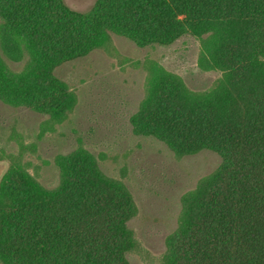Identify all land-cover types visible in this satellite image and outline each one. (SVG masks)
Segmentation results:
<instances>
[{"label":"trees","instance_id":"16d2710c","mask_svg":"<svg viewBox=\"0 0 264 264\" xmlns=\"http://www.w3.org/2000/svg\"><path fill=\"white\" fill-rule=\"evenodd\" d=\"M112 33L139 47L185 34L201 43L199 65L221 72L190 88L151 64L132 124L177 156L212 150L219 165L183 194L163 264H264V0H0V100L66 119L75 91L64 63L110 48ZM9 60L24 61L21 69ZM59 182L43 184L26 163L0 180L1 264H131L137 213L124 181L84 147L58 154Z\"/></svg>","mask_w":264,"mask_h":264},{"label":"rangeland","instance_id":"374dc122","mask_svg":"<svg viewBox=\"0 0 264 264\" xmlns=\"http://www.w3.org/2000/svg\"><path fill=\"white\" fill-rule=\"evenodd\" d=\"M65 1L77 10L96 2ZM200 51V40L189 33L170 45L146 47L112 33L108 50H94L58 67V76L77 95L63 121L55 123L48 114L0 100V180L10 163L20 162L53 187L59 182L57 155L88 149L106 174L125 182L135 199L137 213L129 226L139 247L128 253L131 264H163L168 237L178 227L183 194L216 169L221 156L204 149L179 157L164 142L138 134L131 118L145 96L152 63L179 74L194 90L213 87L221 72L201 68ZM8 62L18 70L24 65Z\"/></svg>","mask_w":264,"mask_h":264}]
</instances>
